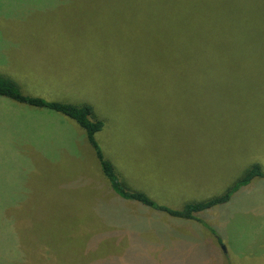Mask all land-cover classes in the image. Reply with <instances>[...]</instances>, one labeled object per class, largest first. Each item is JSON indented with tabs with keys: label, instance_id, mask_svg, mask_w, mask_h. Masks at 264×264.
<instances>
[{
	"label": "rangeland",
	"instance_id": "rangeland-1",
	"mask_svg": "<svg viewBox=\"0 0 264 264\" xmlns=\"http://www.w3.org/2000/svg\"><path fill=\"white\" fill-rule=\"evenodd\" d=\"M122 1L0 0V73L91 104L105 157L157 202L222 194L264 163V76L185 72L182 26ZM197 217L121 200L75 120L0 96V264H264V181Z\"/></svg>",
	"mask_w": 264,
	"mask_h": 264
},
{
	"label": "trees",
	"instance_id": "trees-1",
	"mask_svg": "<svg viewBox=\"0 0 264 264\" xmlns=\"http://www.w3.org/2000/svg\"><path fill=\"white\" fill-rule=\"evenodd\" d=\"M122 5L166 11L168 22L176 33L179 29L175 26H182L185 72L264 76V0H123ZM172 42L175 46L174 56L177 55L180 41L175 37ZM247 95L250 103L252 95L249 92ZM0 96L41 110L61 113L75 120L86 131L110 189L121 200L139 202L158 212L199 221L198 213L230 202L244 184L264 181V163L254 161L222 194L175 209L157 202L146 191L132 187L116 170L113 162L105 157L96 139L97 133L104 129L105 121L91 104L79 105L26 94L14 79L3 73H0ZM19 219L14 220L12 230L18 231ZM21 258L24 259L23 256Z\"/></svg>",
	"mask_w": 264,
	"mask_h": 264
}]
</instances>
